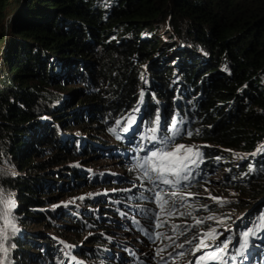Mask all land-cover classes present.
Segmentation results:
<instances>
[{"label":"trees","instance_id":"obj_1","mask_svg":"<svg viewBox=\"0 0 264 264\" xmlns=\"http://www.w3.org/2000/svg\"><path fill=\"white\" fill-rule=\"evenodd\" d=\"M150 128L157 133L147 135ZM94 133L111 135L139 176H146L148 152L173 133L168 143L243 148L235 157L202 146L195 156L224 168L223 188L250 192L235 209H254L251 202L264 196V0H0V227L8 231L3 203L11 199L19 229L8 236L13 264L68 263L71 253L54 238L62 233L59 215L72 221L64 226L72 235L89 231L91 245L73 252L108 264L98 259L108 253L92 219L105 212L89 209L91 201L107 199L114 214L125 205L147 218L161 206L156 195L120 189L116 201L89 195L54 208L92 177L74 166L102 150L89 140ZM142 182L149 193L163 185ZM261 215L264 202L241 222V235L253 228L262 236ZM249 252L251 262L264 264V247Z\"/></svg>","mask_w":264,"mask_h":264},{"label":"rangeland","instance_id":"obj_2","mask_svg":"<svg viewBox=\"0 0 264 264\" xmlns=\"http://www.w3.org/2000/svg\"><path fill=\"white\" fill-rule=\"evenodd\" d=\"M148 133L147 135H150L151 131L149 130ZM141 135L143 134L141 133ZM94 136V138L89 140H93L92 143L102 149L101 151L103 152H92V156L89 157L90 161L87 163L81 164L80 160L77 159L74 166L75 169H85V171L90 172L92 177H88L87 180L80 178L83 182L80 183L82 184L81 188L73 193L74 197L64 196L62 199H58L54 208L61 204L69 203L71 200L89 195H100L116 201L118 197L115 195V191L120 189L135 190L152 197H155L158 192H163V198L169 199L168 205L163 206V211L161 206L157 205V208L154 207L153 216L150 218L135 212L125 205L119 207L120 211L114 214L107 209L113 207V204L107 203V199L92 200L91 204L87 206L89 209L96 212L103 208L105 212L104 217L98 216L99 214L97 216L93 214L92 216V219L96 220L95 230L93 231L102 233L100 237L102 240L101 245L108 253V255H103L98 259H102L108 264H130L131 262L134 264H197V258L204 256L205 259L202 264H215L220 259H208L206 254L217 251L218 247H222L223 243L231 238L226 252H218V256L225 260L217 264H225L228 259L233 264H254L251 262L249 249L264 247V234L262 236L257 233L250 235L248 237V246L242 250V254L237 252L243 240L240 224L244 218L241 216L244 212L253 210V208L239 210L235 209V206L250 192L239 191L229 186H224L223 188L222 185L226 182L225 175H227L224 168L221 165L212 166L210 161H199L197 156H195V153L202 146L235 154V157L244 155L246 150L240 148L232 151L224 148V146L209 144L202 140L190 142L179 140L176 143L171 141L165 150H172L176 145H184L185 149H192V153H186L185 149H181L179 153V155H187L189 157L188 160L184 161L187 167L181 172V176L191 173L189 179L181 180L179 184L174 183L173 186L165 184L157 186V188H153L152 193H149L145 190V187L150 185L142 182V180L150 181L152 178H157L158 173L150 171L149 165L145 167V172H148L147 176H139L140 174L137 170L129 172L130 169L134 168V165L131 166L130 161L125 159L126 156H124L123 151L113 148L111 135L94 133ZM100 141L102 143H99ZM130 147L128 145L127 150H131ZM137 148L138 150L141 149ZM118 152L121 153L119 154ZM150 155L151 151L148 152L147 156ZM192 160H195L196 163H191ZM132 162L135 164L137 159ZM153 163H157V161H153ZM195 166H197L196 169L192 170L191 168ZM165 175L168 179H176L175 176ZM60 178L67 180V178ZM91 178L95 180L92 181ZM186 181H189V183H186ZM86 182L91 184V186H84L83 184ZM191 189L196 191L193 192ZM172 193H175V195H172ZM260 199L262 200L259 202ZM263 199L264 196L252 201L250 207L252 205L255 206L254 204L257 202L262 205ZM138 200H126V202L129 205L132 203L137 204L140 202ZM144 200L151 202V200ZM151 206L153 207L152 204ZM4 209L5 201L3 203ZM169 211L172 212L171 215L168 214ZM109 216L112 218L111 220L107 219ZM209 216L213 217V219H206ZM10 219L13 222L11 215ZM198 220L202 222L196 223ZM67 224H72V221L68 217L59 215L58 219H56V228L62 230V233L54 235L60 246L62 245L68 253H71L67 264L97 263L91 261L92 258L88 257V260H85V257L73 252L75 248L91 245L87 240L89 231L85 230L82 235L78 236L72 235L64 228ZM157 225L160 226L158 227ZM7 228L8 231L0 227V242L7 249L6 252L0 251V261L3 264H13L11 258L13 253L11 248L12 241L8 239L12 229ZM212 229L216 230V240L204 235ZM4 235L7 236L6 240L3 239ZM201 239H204L210 246L197 251L196 246ZM187 241H191V243ZM178 245H183V247H178ZM70 258L72 259L70 260Z\"/></svg>","mask_w":264,"mask_h":264},{"label":"snow or ice","instance_id":"obj_3","mask_svg":"<svg viewBox=\"0 0 264 264\" xmlns=\"http://www.w3.org/2000/svg\"><path fill=\"white\" fill-rule=\"evenodd\" d=\"M141 97H143V92L141 93ZM133 111L139 112L140 109H139V107H137ZM135 121H136V116L130 115L128 117L127 123L129 126H131L133 123H135ZM159 121H160V116H159V114H157V117H156L157 124H159ZM117 124L119 125L120 121H117ZM109 131L114 133L116 131V129L112 128V129H109ZM123 131L128 132L129 127H124ZM150 131L153 134H155V133H157L158 129L157 128H150ZM175 135H176V133H173V136L171 138L166 137V136L163 137L161 139V143L164 145V147H161L155 151H152L150 158H146V160H145V164L149 165L150 171L158 173L157 179H160L162 181V183L165 185H171L174 183L179 184L181 180H188L189 175L191 174V173H189L188 175L181 176V172H183L184 168L187 167V165L184 164V161L189 159V157L187 155H179L180 150L185 149L184 145H176V147L172 150H165L169 146L168 141L170 139L174 138ZM189 135H190V133H189ZM149 139L155 141L158 139V137L156 135H153V136L149 137ZM185 152L186 153H192V149L187 148V149H185ZM196 155H199V153H196ZM173 158H175V159H173ZM153 161H157V163H153ZM191 163L195 164L196 161L192 160ZM141 167H143V165H141ZM165 174L175 176L176 179L175 180L168 179V178H166ZM145 175L146 176L148 175L147 171L145 172ZM172 195H175V193H172ZM156 199L161 201V210L163 211L164 210L163 206L167 205L168 201L163 199V197L159 193L156 194ZM14 207H15V203L11 199L5 201V209H4L3 217L6 220V227H11L12 231L15 233V232H18L19 229L15 226L14 223H12V220L10 219L11 209ZM168 214L171 215L172 212L169 211ZM206 219H213V217L209 216ZM201 222L202 221H199V220L196 221V223H201ZM261 225H264V215H261L260 221L256 227L259 228ZM157 226L159 227L160 225H157ZM204 235L209 237L212 240L217 239V234H216L215 229H212L210 232L205 233ZM250 235H255V230L253 228H248L246 231H244L242 233L243 240L240 244V248L237 249L238 253L242 254V250L248 246V237ZM3 239L6 240L7 236L4 235ZM187 242L191 243V241H187ZM230 242H231V238H229L227 242H224L222 247H218L217 251L207 253L206 255H207L208 259H211V260L221 259V257L218 256V252L219 253L226 252V250L229 248ZM209 246L210 245L207 244L204 239H201L199 244H197V246H196V250L199 251L202 248H207ZM178 247H183V245H178ZM0 251H4V252L7 251V249L4 248L2 242H0ZM181 255H183V254L181 253ZM204 259H205L204 256L198 257L197 258V264H202ZM0 264H3V262L0 261Z\"/></svg>","mask_w":264,"mask_h":264},{"label":"water","instance_id":"obj_4","mask_svg":"<svg viewBox=\"0 0 264 264\" xmlns=\"http://www.w3.org/2000/svg\"><path fill=\"white\" fill-rule=\"evenodd\" d=\"M261 200H262V199H260L259 202H260ZM257 204H258V202H257L256 204H254V205H255V208H256ZM255 208H254L253 210H248L247 212H244V214H242L241 217H243L244 219H246L247 217H249L250 214L252 215V213H253V211L255 210ZM243 215H244V216H243ZM242 220H243V219H242Z\"/></svg>","mask_w":264,"mask_h":264},{"label":"bare ground","instance_id":"obj_5","mask_svg":"<svg viewBox=\"0 0 264 264\" xmlns=\"http://www.w3.org/2000/svg\"><path fill=\"white\" fill-rule=\"evenodd\" d=\"M225 259H220L219 260V262H222V261H224ZM219 262H217V263H219ZM217 263H215V264H217ZM225 264H233V263H231V262H229V259L225 262Z\"/></svg>","mask_w":264,"mask_h":264}]
</instances>
